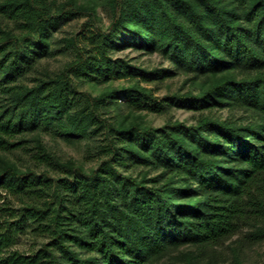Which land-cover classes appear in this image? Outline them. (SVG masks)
<instances>
[{
	"label": "trees",
	"instance_id": "trees-1",
	"mask_svg": "<svg viewBox=\"0 0 264 264\" xmlns=\"http://www.w3.org/2000/svg\"><path fill=\"white\" fill-rule=\"evenodd\" d=\"M106 4L102 28L77 0H0V153L27 156L24 167L0 165V264H155L186 245L213 250L243 228L250 242L263 240L264 0ZM79 15L88 16L82 40L62 39L70 60L42 65L57 50L54 33ZM129 43L174 69L116 57ZM176 71L209 81L163 97L140 84ZM114 80L133 83L82 89ZM171 106L198 112L195 123L131 117ZM225 108L248 115L212 113ZM40 133L87 139L97 165L62 159ZM26 234L39 245L13 249Z\"/></svg>",
	"mask_w": 264,
	"mask_h": 264
},
{
	"label": "rangeland",
	"instance_id": "rangeland-1",
	"mask_svg": "<svg viewBox=\"0 0 264 264\" xmlns=\"http://www.w3.org/2000/svg\"><path fill=\"white\" fill-rule=\"evenodd\" d=\"M58 3L66 0H55ZM77 3L93 7L96 12L95 24L105 28L110 22V13L106 4V0H77ZM88 19L87 15H79L72 19H67L63 22L61 27L54 33L52 38V47L57 49L52 56L46 57L42 60V65L50 70H57L63 67L67 61L70 60L71 55L63 48V37L79 34L82 40L83 35L80 34L81 28L86 24ZM91 27V26H90ZM59 49V50H58ZM116 57L124 58L130 63L144 67L151 68H171L173 65L169 60L160 55L159 53H151L147 50L140 49L133 43L127 46H122L116 51ZM209 81L207 77L195 78L192 75L176 71L173 77L156 81L146 82L140 81L141 86L151 90L155 96L163 97L167 94L175 92H186L188 90L198 91L202 85H206ZM133 82L129 80H114L110 82H103L98 85H84L82 89H86L93 94H99L107 87L127 86ZM212 113L220 118H237L246 117L248 114L243 110L237 109H215ZM129 111L124 110L123 116H128ZM131 115V113H130ZM134 119L152 126H160L168 119H178L187 124L195 123L198 112L195 110L185 108L182 106H171L168 112L164 114H155L147 111L134 112L131 117ZM39 136L44 140L47 146L55 153L61 156L62 159L72 158L78 165L85 169L95 167L98 160L87 157V149L89 142L87 139L74 138L67 140L63 137H54L47 133H40ZM11 161L24 167L27 163V156L22 152H15L13 154L0 153V165L2 161ZM2 201H0V204ZM16 205V200H13ZM247 228H243L240 233L232 238L224 241L222 244L216 246L213 250L209 249L202 251L193 246H183L179 249L172 250L164 257H162L155 264H238L237 261L243 264H264V239L252 243L244 238ZM40 240L33 234H26L21 236L19 242L13 249L22 252H29L35 249Z\"/></svg>",
	"mask_w": 264,
	"mask_h": 264
}]
</instances>
